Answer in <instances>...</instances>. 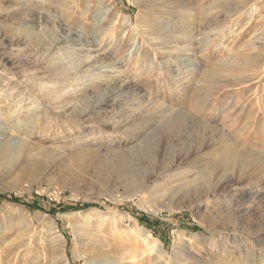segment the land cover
Listing matches in <instances>:
<instances>
[{
  "label": "rangeland",
  "instance_id": "obj_1",
  "mask_svg": "<svg viewBox=\"0 0 264 264\" xmlns=\"http://www.w3.org/2000/svg\"><path fill=\"white\" fill-rule=\"evenodd\" d=\"M194 126L170 149L191 177L214 165L218 130L264 154V0H0V194L23 200L0 198V264H264V172L158 213L143 199L184 191L121 174L137 160L120 152Z\"/></svg>",
  "mask_w": 264,
  "mask_h": 264
},
{
  "label": "bare ground",
  "instance_id": "obj_2",
  "mask_svg": "<svg viewBox=\"0 0 264 264\" xmlns=\"http://www.w3.org/2000/svg\"><path fill=\"white\" fill-rule=\"evenodd\" d=\"M137 4H138V6L141 7V5L139 3H137ZM178 6L176 7L177 9L180 8ZM183 7H184V5H183ZM185 10H186V7H185ZM40 13H43V12H40ZM63 26H65V25H63ZM65 29H67V28H65ZM61 30L64 31V27H62ZM71 33H73V32H71ZM66 38H68V37H66ZM69 39H71V38H69ZM64 40L67 41V39H64ZM89 53H90V51H89ZM100 55H99V52H97V53L91 52L89 54V60L94 61V62L101 61L103 58ZM144 100L146 101V99H144ZM147 101H148V99H147ZM187 129L188 128L186 127L185 133L180 132V133L175 134L174 139H172L171 137L168 138L164 142L165 145L162 144L161 142H159L157 145H154V146H153V144H151V145L146 144L145 148L140 153L138 152L139 150H136V149H131L128 152L125 151V152L119 153L120 158L124 162H128L131 158H135L137 160L135 162L136 163L135 167H134V165H132L134 162H132V164H130V165L127 164V166L124 164L125 167H127V169L125 168L124 170H122L123 172L121 173L123 176L125 175V173H128L129 176L132 178V180L128 181V185H129L128 187L131 190L137 189L138 191H143L144 189L152 186V184L155 181H157L158 179H162L163 185L160 187L159 191H161V192L164 191V193L168 192L167 187H170L169 185H171V188H178L179 191H182V190L184 191L183 194H181V195L179 194L178 198H170L169 202L167 204H159V202L157 201V199L159 197H155L152 200L143 199V201H144L143 203L145 204V206L147 205V207L152 212L158 213V212H161L164 208H166L169 211L177 210V209H184L186 207L193 206V203L195 201H198V200H200V201L201 200L202 201L208 200V202L206 203L207 207H208L212 200L214 203H217L219 201V198L221 197L222 191L224 189H226L228 187V185H230L231 182H227L226 184L225 183L223 184V180H225L223 178L229 172H231V173L236 172L238 174V177L240 180H242L243 178H247V179L252 180V177H254L255 175H257L260 172H264V154H261V153L259 154L257 152L250 151L245 146L240 145V143L237 139L232 138L230 136V134H231L230 132H227L225 129H222V130H218V134H217V140H220L221 144L220 143L216 144V146L215 147L213 146L212 150L210 151L211 154L215 157L214 165L213 166H209V165L205 166V168L203 170H201L202 172H199L195 177H191L189 172L191 170H193L194 168H192L193 166L191 167V164H190L191 162L188 161L190 158L189 153L177 151L176 149H174L173 153H171V151H170V149L172 147H176V146L180 145L179 142L181 141V138L183 136L185 138L191 140V139H193L194 133H197V135H198L199 130H197L198 128L196 126L192 127L191 130H187ZM203 131L205 132V129H203ZM114 138H115L114 136L109 134L107 136V142L112 141ZM162 145H164V147ZM181 146H182V144H181ZM199 152H200L199 150L196 151L197 157L199 156ZM210 152H208V153H210ZM204 154H206V153H204ZM197 157H196V159H197ZM194 161L198 162L197 160H193L192 163ZM194 167H195V169H197L200 166H194ZM217 177L220 178V180H218L216 183L212 184V182H211L212 179L217 178ZM130 189H129V191H130ZM137 190H136V192H137ZM159 191L158 190H152V193L157 194ZM176 193L178 194V192H176ZM212 194H214V196H216V199H214L212 197ZM230 200H232V196L229 199L225 200V202H227V201L230 202ZM65 216H67V215H65ZM232 218H234V217H232ZM230 219H231V216L229 214L226 216H222V217H220V216L218 217V215L213 217V220H215V221L218 220L221 225L226 224L228 221L230 222ZM73 228H74L75 236L77 238L84 237L86 235L89 237L94 236V238H95V235H96L95 232L96 231L95 232H93V230L88 231V229H87L88 227L86 228L85 225H79V226H75ZM53 231L56 234L59 233V231L56 229ZM193 236H195V235H193ZM56 237H57V235H56ZM59 237H60L61 242L63 243L64 242L63 235L59 236ZM76 240H78V239H76ZM91 240L94 242V244H95L94 246H96L95 248H97L98 254H102L106 251L105 247L107 245L104 242H102L101 240H99L97 238L96 239L91 238ZM83 242H84V240H83ZM87 243H89V242H87ZM151 249H152V252H150V254H153V253L156 254L157 250H158V254H160L159 255L160 257L163 258L165 256L164 251L161 249V247L159 245L156 244V245H154V247H151ZM118 262L122 263L121 261H117V264H120Z\"/></svg>",
  "mask_w": 264,
  "mask_h": 264
},
{
  "label": "trees",
  "instance_id": "obj_3",
  "mask_svg": "<svg viewBox=\"0 0 264 264\" xmlns=\"http://www.w3.org/2000/svg\"><path fill=\"white\" fill-rule=\"evenodd\" d=\"M0 198L7 199V200L15 202V203H23V200L21 198L15 196V195H10V194L2 195V194H0ZM31 206H34V205L28 204V207H31ZM94 206H96V204H86V205L82 206L81 208L79 206H76V207H74V206H61L60 209H61V211H67L70 209L77 211V210H80L83 208H89V207H94ZM48 211L52 214L56 213L55 209H49ZM143 218L144 217H141L142 220H140L142 223H144ZM147 224L149 225V222H147Z\"/></svg>",
  "mask_w": 264,
  "mask_h": 264
}]
</instances>
